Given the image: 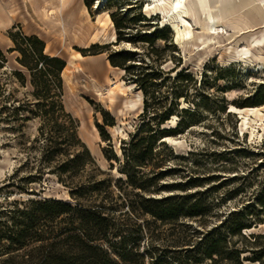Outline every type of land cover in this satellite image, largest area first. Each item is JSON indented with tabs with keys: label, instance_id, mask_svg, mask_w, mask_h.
I'll use <instances>...</instances> for the list:
<instances>
[{
	"label": "rangeland",
	"instance_id": "obj_1",
	"mask_svg": "<svg viewBox=\"0 0 264 264\" xmlns=\"http://www.w3.org/2000/svg\"><path fill=\"white\" fill-rule=\"evenodd\" d=\"M99 1L101 0H84L81 3L79 0H0V49L8 60L7 68L22 69L17 62L20 54L11 52L15 48L12 38L20 41L22 36H37L45 42L47 55L61 58L67 63L62 74L67 112L80 122L79 136L104 172L100 177L114 180L122 175L117 169V162L108 158L113 157V152L120 155L122 141L127 140L140 123L144 104L142 107H131L130 101H138L139 91L136 86L132 90H121L122 81L125 85L131 83L126 80L124 70L111 65L110 55L121 50L136 51L139 63L143 62L144 66L156 65L173 78L186 69L195 77L196 84L194 82L190 86L188 99L181 98L179 101L177 112L181 114H174L163 125L165 129L177 128L171 138L180 142L172 145L165 141L174 154L168 167L178 172L161 183L183 182L187 178L181 177L183 172L179 170L188 173L197 170L199 176L206 181L189 192H204L200 199L208 213L202 219L205 225L196 220L180 221V224L193 226L199 234H190L185 226L178 228L176 234L172 233L170 225L160 229L158 227V237L153 246L159 250L158 255L164 252L170 262L177 258H198L197 251L187 253L184 250L193 249V245L201 243L204 247L200 253L203 254L219 227H225L223 229L227 231L228 227L235 226L239 220L246 223L254 217L259 220L254 225V230H244L245 238L228 237L227 244L220 245L218 249L223 260L220 256H215L214 260L217 264H234L235 250L259 251L264 248V237L258 238L264 236V207L259 203L264 195V70L255 71L260 66L264 67V42L262 47L251 48V56L243 60H234V52L226 49H220L216 57L209 59L203 66H199L195 58L199 48L203 47L202 43L209 38L208 33H204L201 26L197 25L198 22L202 26H211L212 20H220L235 13L244 14L262 7L264 0H194L193 15L197 22L191 17L187 6L176 12L173 9L175 0H161L160 3L156 0H114L111 4L109 0L104 7L97 8ZM52 11H55L53 20L49 17ZM120 11L124 16L118 17L119 21L131 28L134 35L140 31L153 38L158 33L160 38L155 39L153 44L138 42L137 46L127 42L119 45L113 42V36L117 33L109 16L111 18L113 12ZM256 15L257 18L250 17L256 25L250 32L233 34L221 25L215 29L227 40L229 47L239 50L250 48L249 37L264 39V18L257 13ZM64 26L68 29L66 33ZM76 52H80L86 59L73 62L72 56ZM96 66L102 68L100 75L92 70ZM2 80L3 83L8 82V76H3ZM207 82L214 84V88L210 89L212 96L205 98ZM177 84L173 81L165 82L162 90L170 88L173 91ZM110 90L115 92L113 101L108 93ZM23 93L21 90L17 96L22 98ZM260 95L261 99H257ZM245 100L254 104L248 108H258L259 111L255 114L245 111L244 118L230 112V107L235 106L234 102L243 103ZM225 108L227 112H224ZM182 110L191 112L185 113ZM103 113L108 114L110 125L104 126ZM181 121L186 127L179 126ZM193 121L198 123L187 128ZM99 125L104 126L110 141L103 139ZM7 128L5 122H0V187L4 186L6 179L24 161L26 153L23 150L38 135L39 121L33 120L25 124L22 134L15 135ZM29 173L30 170H24L21 175ZM32 188L36 193H32L36 197L34 200H44L47 196L59 200L69 199L67 189L50 174L45 175L41 183L34 184ZM9 191L11 190L6 189L0 192L1 210L9 209V204L14 201L30 200L25 197L29 194L20 193L8 198ZM166 195L169 193L162 194ZM194 203L195 201L191 202ZM20 208L24 207L21 205ZM234 215L236 216L233 218ZM126 220V228L129 229L125 235L129 237V247L133 252H143L144 243L139 240V225L144 220L132 215ZM0 222L5 227L13 224L8 217L1 218ZM178 239L186 240L189 246L178 247L175 245ZM2 243L5 248L9 246L7 241ZM34 247V244H29L21 254H29ZM181 251H184L183 254ZM246 257L259 259L261 261L258 263L264 264L262 253L244 254L241 261H247ZM10 258L11 254L0 252V264L9 262ZM132 260L134 263L121 264H141L139 257L134 256ZM198 264L216 263L203 257Z\"/></svg>",
	"mask_w": 264,
	"mask_h": 264
},
{
	"label": "trees",
	"instance_id": "obj_2",
	"mask_svg": "<svg viewBox=\"0 0 264 264\" xmlns=\"http://www.w3.org/2000/svg\"><path fill=\"white\" fill-rule=\"evenodd\" d=\"M123 16L121 11L111 14L118 45L122 42L134 46L138 42L153 44L155 39L160 38L158 33L153 38L140 31L134 35L131 28L119 21ZM12 40L15 48L11 52L20 54L17 62L22 69L9 70L5 53L0 49V122H5L7 129L15 135L22 134L25 124L33 120L39 121V128L38 135L29 141L31 145L23 150L26 153L24 161L6 179L0 192L11 190L7 192L8 198L17 193L32 195L35 193L32 186L40 184L45 175L50 174L68 190L69 199L14 201L8 203L11 205L9 209H0V219L8 217L13 222L7 227L0 222V252L11 254L10 261L4 264H121L134 263V256L141 259V264H198L203 257L217 264L214 258L221 255L218 249L220 245L227 244L228 237L245 238L243 231L254 228L259 221L254 217L246 223L239 220L227 231L223 229L225 227H219L203 254L200 253L204 247L201 243L193 245V249L184 250L187 253L197 251L198 258H177L170 262L164 252L158 255L159 250L153 246L158 237V227L170 225L174 234L178 228L185 226L190 234H199L193 226L180 224V221L196 220L205 225L202 219L208 213L200 199L204 192H189L206 181L197 170L189 173L179 170L183 172L180 176L187 178L183 182L161 183L178 172L168 167L174 154L164 142L176 133L177 128L165 129L163 125L179 112V101L181 98L187 100L190 86L194 82L196 84L195 77L186 69L173 78L156 65L144 66L143 62L139 63L136 51L121 50L110 55L111 65L124 70L126 80L135 85L145 99L144 111L134 133L122 141L120 155L113 152V157L108 158L117 162V169L122 175L114 180L100 177L104 172L79 136L80 122L67 112L62 78L67 63L61 58L47 55L45 42L37 36H22L20 41L15 38ZM5 75L8 76V82L3 83L2 77ZM171 81L178 83L175 89L171 87L173 91H170L168 86L169 89L163 91V84ZM207 84L205 98L212 96L210 89L214 88V84ZM21 90L24 93L19 98L17 94ZM250 103V100H245L243 103L234 102V105L245 109L254 105ZM224 112H227V108ZM107 116L103 113L104 126L110 125ZM197 123L193 121L187 128ZM104 126H98L101 135L104 140L110 141ZM179 126L186 127L183 121ZM24 170H30V173L22 176ZM165 192L169 195L162 196ZM192 201L195 203L191 204ZM259 203L264 207V195ZM130 215L144 220L139 225L143 252H133L129 247L131 243L125 234L129 229L126 228V218ZM4 241L9 243L7 248L3 246ZM29 244L35 247L29 254H21ZM175 245L189 246L184 239L176 240ZM184 251H181L182 254ZM257 252L264 254V248L259 251L235 250L234 264H244L242 255ZM27 259L38 262L29 263ZM245 259L254 263L261 261L248 257Z\"/></svg>",
	"mask_w": 264,
	"mask_h": 264
},
{
	"label": "bare ground",
	"instance_id": "obj_3",
	"mask_svg": "<svg viewBox=\"0 0 264 264\" xmlns=\"http://www.w3.org/2000/svg\"><path fill=\"white\" fill-rule=\"evenodd\" d=\"M84 0H79V2H83ZM109 0H101L98 2L97 4V8L100 7H104L106 3H108ZM196 1V0H195ZM156 2L160 3L162 2L161 0H156ZM193 3L194 0H175L174 4H173V9L176 12H180L181 10L185 9L186 6L189 9V11H191V17L196 21L194 15H193ZM262 16L264 18V5H262V7H258V8H254V10H249L247 13H242V14H232L230 16H226L223 19H215L212 20L213 25H201L200 22L197 23V25L201 26L203 32L208 33L207 35H209V38L206 39L202 44L203 47L202 49L199 48L197 55L195 56L196 58V62L198 63L199 66H203L205 63L208 62L209 59L211 58H215L216 54L218 53V51L220 49H226L232 52H234V55L232 56V58L234 60L236 59H247L249 56H251V48H259L262 47V43L264 42L263 40H256L255 37L252 38H248V43H249V47L250 48H245V49H241L239 50L238 48L235 47H229L227 44V40L215 29L216 27H218L219 25H221L224 29L230 30L233 32V34H238L240 32L243 33H247L250 32L251 29H254V27H256V25L252 22V20L250 19V17L252 16ZM55 16V11H52L49 13V17L50 19L53 20ZM111 25L114 27V23L111 20L110 16H109ZM197 22V21H196ZM63 30L66 32H68V29L66 26L63 27ZM113 42H117V35L113 36ZM86 57L83 56L80 52H76L73 54L72 56V60L73 62H80L85 60ZM66 69V68H65ZM91 70V68H89ZM94 69V70H93ZM92 70L97 73L98 75H100V73H102V68L100 66H96L95 68H92ZM264 70L263 66H260L258 69H256L255 71H262ZM116 86H118L117 84H115ZM120 87L121 90L125 91V90H132L135 85L131 84V85H125V82L122 81L120 83ZM109 95L111 96V101H113V98L115 96V92L113 91H109L108 92ZM143 93L141 91L138 92L137 94V98L138 101H130V105L131 107L135 108L138 105H141V107L144 104V100H143ZM230 112L231 113H235V114H239L241 118H244L243 114L245 111H249L253 114L257 113L259 111L258 108H245V109H240L237 108L235 106H231L230 107ZM143 108H141V113H143ZM113 130L117 131L115 128H113ZM166 141L170 142L172 145H176L178 144L180 141L179 140H174L172 138H166ZM68 192V190H67ZM25 197H27V199H31V198H36L33 195H25ZM51 196H47V198H50ZM252 230V229H251ZM254 230V228H253ZM245 264H259L258 262L256 263H252L249 261H245Z\"/></svg>",
	"mask_w": 264,
	"mask_h": 264
},
{
	"label": "water",
	"instance_id": "obj_4",
	"mask_svg": "<svg viewBox=\"0 0 264 264\" xmlns=\"http://www.w3.org/2000/svg\"><path fill=\"white\" fill-rule=\"evenodd\" d=\"M117 43V42H116ZM164 142H166L165 140H164ZM31 199H33V198H31Z\"/></svg>",
	"mask_w": 264,
	"mask_h": 264
}]
</instances>
